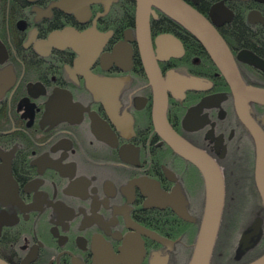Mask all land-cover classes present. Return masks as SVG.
<instances>
[{
    "label": "flooded vegetation",
    "instance_id": "obj_1",
    "mask_svg": "<svg viewBox=\"0 0 264 264\" xmlns=\"http://www.w3.org/2000/svg\"><path fill=\"white\" fill-rule=\"evenodd\" d=\"M92 1L0 0V259L191 264L213 173L225 198L210 264L259 260L255 141L220 70L152 10L166 120L196 153L184 157L156 127L136 1ZM184 1L215 26L247 87L264 90V25L250 20L264 0ZM248 107L264 132V106Z\"/></svg>",
    "mask_w": 264,
    "mask_h": 264
},
{
    "label": "water",
    "instance_id": "obj_2",
    "mask_svg": "<svg viewBox=\"0 0 264 264\" xmlns=\"http://www.w3.org/2000/svg\"><path fill=\"white\" fill-rule=\"evenodd\" d=\"M136 1V27L139 35L140 49L144 64L155 88L156 107L155 121L159 133L182 156L189 157L196 153L169 125L166 120L167 97L163 78L159 71L150 40V18L152 6H157L174 20L189 30L210 56L215 66L220 70L235 97L238 114L245 126L252 133L256 143V174L255 179L261 197L264 200V132L249 112V103L264 106V90H251L243 82L236 63L218 33L215 26L198 10L184 0H135ZM91 2H94L91 0ZM221 6V5H220ZM215 6L213 13L222 10ZM252 22L264 25V17L257 13L250 15ZM59 37V36H58ZM58 37H51L55 41ZM79 40L73 47L85 58L87 44L83 43L85 36H74ZM261 68H264L261 66ZM207 207L205 217L199 232L198 240L191 264H210V258L216 242L222 211L224 206L225 189L221 177L209 175ZM0 264H7L0 259ZM251 264H264V256Z\"/></svg>",
    "mask_w": 264,
    "mask_h": 264
},
{
    "label": "trees",
    "instance_id": "obj_3",
    "mask_svg": "<svg viewBox=\"0 0 264 264\" xmlns=\"http://www.w3.org/2000/svg\"><path fill=\"white\" fill-rule=\"evenodd\" d=\"M134 1V0H133ZM133 6V5H132ZM130 9H131V7H130ZM132 10L133 11H135V6L134 7H132ZM153 10H160V11H162V9L161 8H159V7H156V6H154V9ZM164 14L166 15V16H168V17H170L171 19H173L171 16H169L168 14H166L165 12H164ZM153 15H155V13L153 12ZM174 20V19H173ZM174 21H176V20H174ZM177 22V21H176ZM178 23V22H177ZM179 25H181L180 23H178ZM182 26V25H181Z\"/></svg>",
    "mask_w": 264,
    "mask_h": 264
},
{
    "label": "bare ground",
    "instance_id": "obj_4",
    "mask_svg": "<svg viewBox=\"0 0 264 264\" xmlns=\"http://www.w3.org/2000/svg\"><path fill=\"white\" fill-rule=\"evenodd\" d=\"M157 7V6H156ZM154 9V6H152V10ZM164 12V11H163ZM184 27V26H183ZM255 141V140H254ZM255 146H256V143H255ZM256 164H257V157L255 158V174H256ZM259 193H260V191H259ZM256 195H258V194H255L254 196L256 197V199L258 198ZM260 195H261V193H260ZM223 208H224V206H223ZM223 212V211H222ZM222 218V217H221ZM218 232H219V230H218ZM217 236H218V234H217ZM217 239V238H216ZM215 246V245H214ZM213 250H214V248H213ZM212 253H213V251H212Z\"/></svg>",
    "mask_w": 264,
    "mask_h": 264
}]
</instances>
